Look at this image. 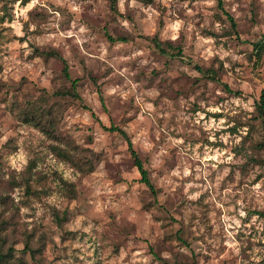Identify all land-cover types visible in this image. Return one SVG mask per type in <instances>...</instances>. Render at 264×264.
Returning <instances> with one entry per match:
<instances>
[{
  "label": "rangeland",
  "instance_id": "rangeland-1",
  "mask_svg": "<svg viewBox=\"0 0 264 264\" xmlns=\"http://www.w3.org/2000/svg\"><path fill=\"white\" fill-rule=\"evenodd\" d=\"M222 1L0 0V264H264V0Z\"/></svg>",
  "mask_w": 264,
  "mask_h": 264
},
{
  "label": "trees",
  "instance_id": "trees-1",
  "mask_svg": "<svg viewBox=\"0 0 264 264\" xmlns=\"http://www.w3.org/2000/svg\"><path fill=\"white\" fill-rule=\"evenodd\" d=\"M25 3L28 2V0H23ZM116 0H110L111 5L113 6ZM217 3V7L219 8V10H221L222 12H224L223 9V1L222 0H215ZM226 15V17L228 18V20L231 23V27L234 28L235 24L233 19L226 13H224ZM107 39L110 42H114V41H120V42H124L125 39H113L110 36H107ZM155 41V48L160 52V53H165V51L160 47V45L158 44V42L154 39ZM255 50H256V56H257V61L260 60V53L262 51V47L260 45H255ZM177 56H181V52L180 50H178L177 52ZM62 74L66 79H69V74H68V67L66 65V63L63 61V69H62ZM76 86V81H72V92H70L69 94L74 97V98H79L78 95L73 92L74 88ZM256 111L258 113V116L260 119H262V126H263V130H264V92L261 93L258 102L256 103ZM104 130L108 131V132H113V133H117L119 134L127 143V147L128 150L130 152V155L133 159L134 165L140 175V183L144 184V186L151 192V194L155 195V189L148 177V172L147 170L144 168V165L142 163V161L140 160V158L138 157L137 153L134 151V149L132 148V143L130 142L127 134L120 128L117 127H109L106 128L104 127ZM4 259V255L0 254V263L3 261Z\"/></svg>",
  "mask_w": 264,
  "mask_h": 264
},
{
  "label": "built area",
  "instance_id": "built-area-1",
  "mask_svg": "<svg viewBox=\"0 0 264 264\" xmlns=\"http://www.w3.org/2000/svg\"><path fill=\"white\" fill-rule=\"evenodd\" d=\"M41 2L42 0H28V3H30L33 6L39 5Z\"/></svg>",
  "mask_w": 264,
  "mask_h": 264
}]
</instances>
